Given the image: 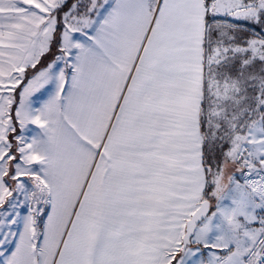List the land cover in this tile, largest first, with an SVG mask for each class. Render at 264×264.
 <instances>
[{
  "label": "snow or ice",
  "instance_id": "obj_1",
  "mask_svg": "<svg viewBox=\"0 0 264 264\" xmlns=\"http://www.w3.org/2000/svg\"><path fill=\"white\" fill-rule=\"evenodd\" d=\"M0 264H264V0H0Z\"/></svg>",
  "mask_w": 264,
  "mask_h": 264
}]
</instances>
